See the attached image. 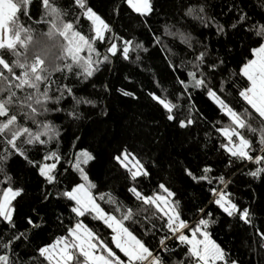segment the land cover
Here are the masks:
<instances>
[{"label": "snow or ice", "instance_id": "6c2138e0", "mask_svg": "<svg viewBox=\"0 0 264 264\" xmlns=\"http://www.w3.org/2000/svg\"><path fill=\"white\" fill-rule=\"evenodd\" d=\"M33 3L0 0V264H239L213 239L210 227L219 219L214 218V210L251 229L253 242L264 255V227L256 225L251 205L234 198L231 181L217 174L214 166L204 162L194 171L183 162L168 161L193 183L207 185L206 199L214 210L198 205L195 213L199 215L190 220L177 191L169 186L171 173L162 177L159 158L152 159L127 141L109 153L112 167L125 181L121 197L94 182L91 172L97 156L80 146V136H75L71 151L62 147V127L91 119L94 111L87 110H96L103 103L78 95L70 81L74 78L78 84L95 88L94 77L115 61L139 67L144 60L140 53L149 54V48L135 37L119 34L111 17L119 19L127 13V19L137 20L153 32L149 22L160 11L157 0H120L107 19L90 0H68L67 7L56 0H39L40 16L34 19ZM226 12L231 22L222 23L209 14L207 0L181 3L173 17L175 23L162 26L163 37L172 45L161 35L152 36L153 45L164 53L176 91L168 94L154 80V87L141 92L170 127L191 135L200 130L201 123L211 124L215 151L227 157L225 167L246 165L248 177L264 182V22H253L235 3ZM197 27L214 29L226 41L241 33L247 37L244 59L238 64L243 83L234 79L237 73L228 68L225 56L219 51L214 55L207 43L193 35ZM232 51L227 48V53ZM234 87L233 93L230 89ZM109 91L105 86L104 92ZM116 91L139 100L134 91ZM196 95L214 105L213 117L197 106ZM99 115L108 112L101 108ZM56 119L65 125L57 124ZM205 135L212 139L207 132ZM194 142L201 147L199 140ZM20 161L40 178L41 200L63 202L71 218L65 222L57 217L65 227L64 234L37 246L30 256L20 249L31 243V230L41 224L29 215L25 218L28 227L21 231L17 222L18 206L26 195L12 172ZM88 217L104 226L103 234L86 223ZM135 225L141 226L143 236ZM149 234L159 237L158 247L143 238Z\"/></svg>", "mask_w": 264, "mask_h": 264}, {"label": "trees", "instance_id": "16d2710c", "mask_svg": "<svg viewBox=\"0 0 264 264\" xmlns=\"http://www.w3.org/2000/svg\"><path fill=\"white\" fill-rule=\"evenodd\" d=\"M90 2L107 19L110 18L113 6L119 4L120 0H90ZM189 2L190 0H157L160 11L149 22L153 32H148L144 25L137 20L127 19V13H124L119 19L111 17L115 20L116 31L119 34L128 38L135 37L137 42L143 43L145 47L149 48V54L140 53L144 60L139 67L115 61L114 64L109 65L107 69L94 77L95 88L92 87V84H78L74 78L70 81L78 95H87L90 99L97 101L103 100V103L96 110L88 109L87 111H94V114L91 119H85L79 125L66 126L62 119L55 120L57 124L65 125L62 127L64 136L62 147L71 151L75 136H80V146L90 148L97 156V161L91 172L94 182L103 184L104 191H111L121 197L125 195V181L112 167L109 153H114L122 142L127 141L148 152L152 159L159 158L164 169L162 177L171 173L169 186L177 191L185 214L190 220L199 215L195 213L196 206L206 205L208 210H214V206L208 204L206 199L207 185L201 187L193 183L183 176L180 167L176 165L183 162L190 165L195 171L198 164L202 166L206 162L214 166L217 174L224 175L226 180L231 181L229 190L234 198L242 204L251 205L255 213L256 225L264 227V182L253 181L248 177L246 165L242 167L237 163L231 168L225 167L227 157L221 156L215 151L212 140H215L216 137L211 131V124L201 123L200 130H193L191 135L178 128L170 127L156 105L141 92V89L146 92L149 88L154 87L153 81L159 80L168 90V94L175 93L176 85L163 60L164 53L153 45L152 36L154 34L161 35L169 45H172L173 42L169 38L163 37L162 26L166 22L175 23L173 17L177 16L179 5ZM56 3L67 7L68 0H56ZM232 3L247 12L253 22H264V7H261L264 0H207L209 14L216 16L222 23L231 22V16L227 14L226 10ZM40 12L39 0H34L31 9L33 18L38 19ZM222 12L225 14L220 15ZM83 31L87 32L88 28L84 26ZM214 31V29L197 27L193 35L207 43L214 55L219 51L221 56H225L228 68L237 73L234 79L243 83V78L238 76V64L244 59L243 45L247 43V37L241 33L240 36L233 35L229 41H226L222 37L218 38ZM253 39L256 38L253 37ZM178 43L177 41L176 44ZM225 45L227 48H232L233 51L227 53ZM100 50L103 52L102 48ZM142 68L150 70L141 71ZM125 75L129 77V80L124 79ZM105 86L110 89L107 93L104 92ZM117 88L134 91L139 96V100L132 101L130 98L123 97L116 91ZM156 91H160V89H156ZM230 91L234 93L236 88L234 87ZM194 102L198 107L203 108L209 117L214 116V105L206 97L196 95ZM101 108L105 109L108 115H99ZM206 132L211 136V140H207ZM195 140L201 142V147L197 148ZM205 140H207L206 147H204ZM169 160L175 161L176 165L170 167ZM12 172L17 183L26 189V195L18 206L16 215L20 230L24 231L28 227L25 224V218L29 215L34 216L35 222L41 224V228L31 230V243L20 249L22 252L26 251L30 256L37 246H43L64 234L65 227L57 217H61L65 222L71 218L63 202L57 204L56 201L43 202L41 200L40 178L23 161L14 164ZM103 207L108 208L109 206L103 204ZM34 209L38 211L39 215H36ZM216 216H219V219L210 227L213 239L229 251L232 257L239 261V264H264L262 250L258 249L253 242L252 230L246 229L239 222L219 213L218 210H214V218ZM86 223L101 234L105 231L104 226L93 221L91 217L87 218ZM134 227L139 230L138 234L143 236L141 226L135 225ZM143 238L158 247L159 237L154 238L149 234ZM169 246L172 247L171 242H169ZM25 258L27 259V257ZM171 259L175 260L176 257L172 256Z\"/></svg>", "mask_w": 264, "mask_h": 264}]
</instances>
